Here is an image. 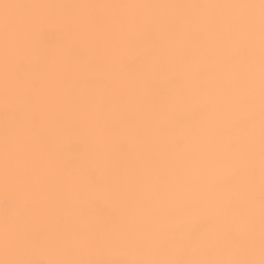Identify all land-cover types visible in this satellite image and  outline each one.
<instances>
[{
  "label": "snow or ice",
  "instance_id": "1",
  "mask_svg": "<svg viewBox=\"0 0 264 264\" xmlns=\"http://www.w3.org/2000/svg\"><path fill=\"white\" fill-rule=\"evenodd\" d=\"M0 264H264V0H0Z\"/></svg>",
  "mask_w": 264,
  "mask_h": 264
}]
</instances>
